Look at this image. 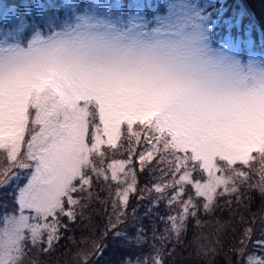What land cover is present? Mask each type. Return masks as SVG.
Here are the masks:
<instances>
[{
  "label": "snow or ice",
  "instance_id": "obj_1",
  "mask_svg": "<svg viewBox=\"0 0 264 264\" xmlns=\"http://www.w3.org/2000/svg\"><path fill=\"white\" fill-rule=\"evenodd\" d=\"M105 146L122 150L127 158L112 159L107 168L97 167L93 157L104 156ZM0 156V186L19 182L20 175L13 169L28 170L27 183L16 195L20 214L6 217L0 228V264H22L23 242L30 239L39 245L45 233L43 242L51 249L60 238L59 217L76 219L81 200L73 194L93 198V177L118 185L112 200L115 223L109 220L115 228L127 215L130 194L137 191L133 157L141 171L154 161L167 166L160 169L161 182L147 191L166 198L169 208L180 206L178 215L166 218L179 237L186 220L198 211L193 196L184 198L186 186L203 198L205 212L213 210L217 197L238 196L240 186L250 179L249 169L259 174L258 187L264 193V105H239L222 117L219 126L194 129L136 90L89 92L61 82L54 74H29L12 67L0 72ZM196 167L206 175L203 181L193 177ZM169 175L171 179L164 182ZM158 203L159 199L153 201V207ZM25 210L34 215H25ZM142 232L137 230L138 245L145 242ZM252 232V228L244 230L245 240ZM122 235L115 232L116 237ZM256 244L264 249V240ZM95 251L102 253L103 248L95 245ZM153 251L135 264H164L161 251L154 246ZM82 258L88 264L87 253ZM247 264H264V258L248 256Z\"/></svg>",
  "mask_w": 264,
  "mask_h": 264
},
{
  "label": "trees",
  "instance_id": "obj_2",
  "mask_svg": "<svg viewBox=\"0 0 264 264\" xmlns=\"http://www.w3.org/2000/svg\"><path fill=\"white\" fill-rule=\"evenodd\" d=\"M15 2V12L26 14L24 19L26 25H22L24 35L29 32L33 22L42 23L43 19L53 16V7L56 15L64 17L63 8L55 7L53 3V7L49 8L45 0L43 3L38 2L41 5L39 10L34 7L33 0ZM2 3L9 5L10 0H3ZM27 7H30V13L25 12ZM46 9H51V13L49 14ZM207 10L216 17L211 31L215 44L232 36L238 39L242 50H245L250 40L253 43L250 48L260 50L264 56V0H215L214 4L207 6ZM12 25L13 23L4 21L0 16V27ZM102 151L105 153L104 156L93 157L97 167L107 168L112 159L127 158V154L122 150L116 152L105 146ZM101 160L103 164L100 163ZM252 164L259 168L258 162L253 161ZM132 167L136 172L137 191L130 194L127 215L122 218L121 223L116 224L115 228L109 223L110 218L112 223H115L112 200L115 198L118 185L93 177V187L90 190L93 198H88L87 193L73 194L75 198L81 200V206L75 208L76 219L59 217L60 238L54 241L52 248L47 249V244L43 242L47 238V233L39 245H33L31 240L26 239L23 242L22 260L28 257L26 264H83L82 254L87 253L88 264H126L128 261L135 263L137 259L155 254L153 246L161 251L164 264H247L248 256L264 258V249L256 244L258 240H264V193L258 187L260 176L256 171L249 169L250 179L240 186L238 196L217 197L211 212L203 210V198L195 197L191 186H186L184 198L193 196L198 211L196 217L190 216L186 220L184 229L177 237L176 233L171 231L170 222H166V218L169 215H178L180 206L169 208L166 198L161 199L159 194L147 191L152 184L161 182L160 169L167 166L154 161L141 171L137 158L133 157ZM189 167H193L191 162ZM13 171L19 173L20 180L12 181L7 186H0V220L3 214L18 212L15 196L21 184L27 181L28 170ZM193 177L202 181L206 179V175L198 167L193 171ZM170 179V175L166 176L164 182ZM128 182H131V177L128 178ZM171 192L169 189L168 195ZM141 195L143 199L140 198ZM157 199L159 203L153 207V201ZM246 228H252L253 232L245 240L243 233ZM138 229H143L145 242L142 245L135 243ZM117 231L123 235L116 237ZM161 236L164 237L163 240L160 239ZM242 240H245L243 254L240 253ZM95 245H100L103 252L98 254Z\"/></svg>",
  "mask_w": 264,
  "mask_h": 264
},
{
  "label": "clouds",
  "instance_id": "obj_3",
  "mask_svg": "<svg viewBox=\"0 0 264 264\" xmlns=\"http://www.w3.org/2000/svg\"><path fill=\"white\" fill-rule=\"evenodd\" d=\"M152 28L85 9L59 27L0 50V72L56 75L89 92L133 89L195 128L219 126L230 110L264 105V58L241 57L211 44L176 8Z\"/></svg>",
  "mask_w": 264,
  "mask_h": 264
},
{
  "label": "rangeland",
  "instance_id": "obj_4",
  "mask_svg": "<svg viewBox=\"0 0 264 264\" xmlns=\"http://www.w3.org/2000/svg\"><path fill=\"white\" fill-rule=\"evenodd\" d=\"M49 5V8L55 7L63 8L65 10L64 17L55 14L54 7L52 11L53 16L43 19V27L38 28L37 21L33 22V27H29V32L24 35V19H26V14L16 13V2L15 0H10V4L3 5V0H0V16L4 18V21L13 23L12 26H2L0 27V50L9 46H15L21 42H27L30 37H33V33L39 36L37 29H47L49 31L54 27H59L63 22L68 20L73 16L75 12H81L85 9L94 11L98 15L119 20L124 23L134 22L143 28H152L155 26H161L165 24L169 16L164 15L165 13L171 14L176 8H184L191 13V19L193 26L197 28L205 37L207 41L211 44L219 47L224 51H229L235 55L241 57L244 60L250 58H264L260 50H252L250 48L252 41H248V45L245 50H242L240 42L237 38L228 36L226 40L219 41L215 44V39L212 38L211 31L213 29V23L216 17L212 15L210 10H207V6L211 3L214 4L215 0H45ZM43 0H33L35 8H41L40 3ZM18 8V7H17ZM30 7H27L26 13H30ZM39 10V9H38ZM50 14L51 9H46ZM14 16L12 18L11 16ZM34 19H32L33 21ZM41 22V21H40ZM19 23V24H18ZM35 39V37H33ZM27 181L24 183L26 184ZM21 184L20 187H23ZM18 214H3L0 220V228L4 226L5 218L9 216H18ZM25 215H28L24 213ZM34 215V213H33ZM32 216V215H31ZM27 236L28 234L25 233ZM30 240V239H29ZM37 259V258H35ZM28 257L22 260V264H26ZM135 264V263H132Z\"/></svg>",
  "mask_w": 264,
  "mask_h": 264
}]
</instances>
